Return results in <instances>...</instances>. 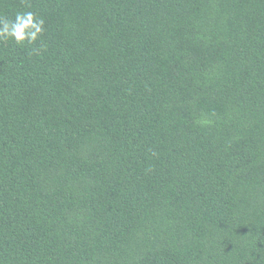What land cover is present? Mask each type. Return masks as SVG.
Instances as JSON below:
<instances>
[{
    "label": "trees",
    "instance_id": "obj_1",
    "mask_svg": "<svg viewBox=\"0 0 264 264\" xmlns=\"http://www.w3.org/2000/svg\"><path fill=\"white\" fill-rule=\"evenodd\" d=\"M0 264H264V0H0Z\"/></svg>",
    "mask_w": 264,
    "mask_h": 264
},
{
    "label": "clouds",
    "instance_id": "obj_2",
    "mask_svg": "<svg viewBox=\"0 0 264 264\" xmlns=\"http://www.w3.org/2000/svg\"><path fill=\"white\" fill-rule=\"evenodd\" d=\"M45 21L31 10L18 11L14 19L0 16V42L14 41L17 45L34 44L44 34Z\"/></svg>",
    "mask_w": 264,
    "mask_h": 264
}]
</instances>
